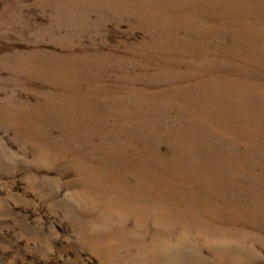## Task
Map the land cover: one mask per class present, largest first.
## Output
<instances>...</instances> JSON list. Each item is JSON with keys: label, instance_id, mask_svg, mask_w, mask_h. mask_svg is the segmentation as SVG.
Wrapping results in <instances>:
<instances>
[{"label": "rangeland", "instance_id": "1", "mask_svg": "<svg viewBox=\"0 0 264 264\" xmlns=\"http://www.w3.org/2000/svg\"><path fill=\"white\" fill-rule=\"evenodd\" d=\"M0 264H264V0H0Z\"/></svg>", "mask_w": 264, "mask_h": 264}]
</instances>
